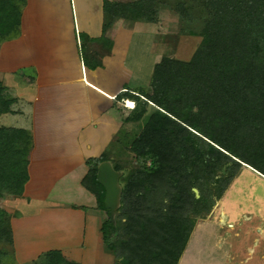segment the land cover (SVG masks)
Instances as JSON below:
<instances>
[{"label": "trees", "instance_id": "trees-1", "mask_svg": "<svg viewBox=\"0 0 264 264\" xmlns=\"http://www.w3.org/2000/svg\"><path fill=\"white\" fill-rule=\"evenodd\" d=\"M172 1H106L104 34L93 40L110 48L106 34L117 19L154 23L168 6L188 27L202 23L189 31L202 38L190 61L163 57L150 89L127 88L116 98L135 103L125 107L124 124L140 123L155 108L130 146L137 167L112 168L116 212L98 181L106 154L86 160L82 185L104 215V250L115 264H178L197 221L212 212L243 163L264 173V0ZM26 3L0 0V44L20 37ZM92 58L97 63L87 56L89 69L102 66L98 53ZM6 91L0 81V117L12 113ZM32 148L29 131L0 128V201L24 194ZM13 247L11 216L0 205V264H16ZM34 264L78 263L49 251Z\"/></svg>", "mask_w": 264, "mask_h": 264}, {"label": "crops", "instance_id": "crops-1", "mask_svg": "<svg viewBox=\"0 0 264 264\" xmlns=\"http://www.w3.org/2000/svg\"><path fill=\"white\" fill-rule=\"evenodd\" d=\"M74 1L76 14L70 20L73 0H27L20 37L0 44V81L14 102L6 115L28 124L3 127L27 130L33 139L24 194L0 201L11 216L19 264H34L49 251H60L78 264H101L109 258L96 198L82 185L89 171L86 160L105 154L128 125L122 115L125 103L132 101L117 96L127 88L150 89L154 74L148 88L132 84L128 42L122 37L127 28L133 26L135 32L153 23L117 19L106 34L110 48L93 41L104 34L105 2L130 0ZM60 31L68 32L73 44L65 46ZM146 32L136 34L148 38ZM95 53L102 66L91 70L86 57L95 65ZM243 166L220 201L241 233L264 240V173Z\"/></svg>", "mask_w": 264, "mask_h": 264}, {"label": "rangeland", "instance_id": "rangeland-1", "mask_svg": "<svg viewBox=\"0 0 264 264\" xmlns=\"http://www.w3.org/2000/svg\"><path fill=\"white\" fill-rule=\"evenodd\" d=\"M134 1L135 0H130L128 2ZM176 1L177 0L172 1L173 5ZM71 10L73 11V16H69V19L72 17L74 18L76 14L74 0ZM141 23L144 24L147 22ZM153 25L154 26L149 29L141 27L138 29L135 28V32H131L134 30L132 26V29L127 28V31H124L125 33H123L122 36L126 43L128 42L129 47L127 67L129 68V73H131L129 76L130 80L133 85L141 84L142 87L147 88L149 87L151 80L150 76L153 73L154 67L158 64L157 62L160 63L163 57L190 61L202 42L200 36L189 34L191 29L196 32L200 31L202 23L199 22L188 27L179 12L172 6L163 7L158 12L157 20ZM36 31L39 32L40 30ZM146 31L150 33V36L147 38L142 34L140 37L141 33ZM137 32L140 35L136 34ZM60 35V39L63 40L65 46L70 43L73 44V42H69L68 32L60 31ZM78 37L80 53L83 57V43L81 42L80 31H78ZM49 49L55 48L51 46ZM153 51L157 54H154ZM133 77L134 79H132ZM134 105L133 102L125 103L127 107L126 110L130 111ZM154 111L155 108L150 107L148 114L140 123H129L122 128V133L117 135V141L112 143L105 153L108 162L101 166L108 165V167L112 169L117 163L125 169L137 167L135 156L130 151V146L140 134ZM27 125L28 124L23 122L20 118L14 119L10 115H5L0 118V127L23 128ZM38 182L40 184L42 183L40 175L38 176ZM230 187L231 185L229 188ZM113 190L115 197L111 200V208L112 211L116 212L119 207V187L117 189L115 184ZM195 193L198 194V191L195 190ZM34 208L36 209V207ZM230 215L231 213L224 210L222 201L219 200L207 217L197 221L178 264H227L228 260L229 264H264V240L255 241L252 235L248 236L244 234L243 231L241 233V229L237 227V224H234L232 218L229 217ZM98 216L101 218L103 224L104 215L98 211ZM9 249L13 254L16 264H19L16 257V248L13 247V249ZM108 255L109 258L105 261H101V264H115V257L111 254Z\"/></svg>", "mask_w": 264, "mask_h": 264}, {"label": "water", "instance_id": "water-1", "mask_svg": "<svg viewBox=\"0 0 264 264\" xmlns=\"http://www.w3.org/2000/svg\"><path fill=\"white\" fill-rule=\"evenodd\" d=\"M236 160L239 161L238 159ZM239 162L241 163V161ZM98 181L105 187L107 191V205L111 207V200L115 197L113 187L116 182V174L108 165H103L100 167Z\"/></svg>", "mask_w": 264, "mask_h": 264}, {"label": "clouds", "instance_id": "clouds-1", "mask_svg": "<svg viewBox=\"0 0 264 264\" xmlns=\"http://www.w3.org/2000/svg\"><path fill=\"white\" fill-rule=\"evenodd\" d=\"M134 104H135V103H134ZM134 107H135V106H134ZM134 107H133V108H134Z\"/></svg>", "mask_w": 264, "mask_h": 264}, {"label": "bare ground", "instance_id": "bare-ground-1", "mask_svg": "<svg viewBox=\"0 0 264 264\" xmlns=\"http://www.w3.org/2000/svg\"><path fill=\"white\" fill-rule=\"evenodd\" d=\"M250 169V168H249Z\"/></svg>", "mask_w": 264, "mask_h": 264}, {"label": "built area", "instance_id": "built-area-1", "mask_svg": "<svg viewBox=\"0 0 264 264\" xmlns=\"http://www.w3.org/2000/svg\"><path fill=\"white\" fill-rule=\"evenodd\" d=\"M128 102V101H127Z\"/></svg>", "mask_w": 264, "mask_h": 264}, {"label": "flooded vegetation", "instance_id": "flooded-vegetation-1", "mask_svg": "<svg viewBox=\"0 0 264 264\" xmlns=\"http://www.w3.org/2000/svg\"><path fill=\"white\" fill-rule=\"evenodd\" d=\"M135 106V105H134Z\"/></svg>", "mask_w": 264, "mask_h": 264}]
</instances>
